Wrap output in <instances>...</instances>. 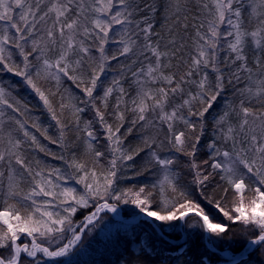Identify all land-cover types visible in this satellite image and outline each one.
I'll return each instance as SVG.
<instances>
[{
    "label": "snow or ice",
    "instance_id": "6c2138e0",
    "mask_svg": "<svg viewBox=\"0 0 264 264\" xmlns=\"http://www.w3.org/2000/svg\"><path fill=\"white\" fill-rule=\"evenodd\" d=\"M0 74L39 97L60 135L30 127L70 153L54 157L64 171L29 161L28 149L53 154L18 118L27 104L0 86V264H74L121 205L152 232L118 264H208L193 236L264 259V0H0ZM65 81L84 98L73 102ZM134 131L139 143L126 144ZM137 157L136 175L155 171L156 182L119 187ZM80 209L94 210L75 223ZM180 233L183 244H169ZM236 255L221 264H251Z\"/></svg>",
    "mask_w": 264,
    "mask_h": 264
},
{
    "label": "trees",
    "instance_id": "16d2710c",
    "mask_svg": "<svg viewBox=\"0 0 264 264\" xmlns=\"http://www.w3.org/2000/svg\"><path fill=\"white\" fill-rule=\"evenodd\" d=\"M160 3L163 4L164 0H160ZM162 22V18L158 20V23ZM115 61L113 64L115 65ZM111 74L109 75V79ZM0 86L5 87L10 93L9 97L10 101L14 97L17 100L22 101L27 104L28 110L25 112V117H18L21 119L27 118L29 121V131L33 132L37 135V138L40 140L41 144L44 145L53 155H45L44 153L39 152L37 149H28L25 152L29 161L39 159L42 161L44 166L49 168L56 167L60 168L61 171L66 169V165L63 161L55 159V156L64 155L66 158L70 155V153L61 147L60 143L52 144L51 141L47 140L35 129L31 128L30 125L32 122H36L42 129H47V134L51 136L53 139H57L60 135V131L56 125V122L51 119V115L48 113L47 109L43 105V102L39 99V97L26 85H24L21 81V78L16 77L12 74H0ZM65 88H69L73 95V102H76V98L83 99L84 95L80 89H77L75 85H73L70 81H65ZM99 91V90H98ZM10 115H17L11 112L10 109L7 110ZM92 112L87 111L83 120L92 119ZM111 122V121H110ZM99 131H103L99 128V125L96 126ZM127 127V125H125ZM70 139H74L76 133L71 132L67 133ZM83 136V133H80ZM126 144H130L132 146H136L139 143V134L135 131L132 135L128 136V139L125 141ZM203 143V141H202ZM101 144H103V140L101 139ZM77 156H81L85 159L88 157L84 156L83 146L80 145L75 147ZM144 154L142 153L141 156ZM199 158L201 160L207 159V150L204 149L199 153ZM186 158H181V162L184 163ZM106 166V161H102ZM130 164L132 162H129ZM144 161L141 157L136 158V163L131 167L125 170L124 178L120 181L119 187L121 188H139L144 184L151 185L157 180V173L155 171H147L143 176L136 175V172L141 169ZM218 177L216 180L218 181ZM191 180V176L185 173L183 183L187 185ZM66 187H76L78 190L82 189L81 185H77L74 181H68L65 184ZM215 187V182L209 186L208 191L211 193L212 189ZM189 191H192L191 188ZM193 198L200 200V202L206 207V211H209L211 214L215 215L217 219L222 220L223 217L213 208L212 205L207 204V201L203 200L198 192H192ZM123 207L122 217L123 220L128 221L133 215L138 212L137 209L133 205H121ZM52 210H58L53 208ZM94 209H80L76 216L73 218L75 223H79L84 220V217L88 215ZM103 222L96 228L92 233L87 234V237L84 241V247L82 250L77 251L74 250L73 254L69 259H72L74 264H118L119 258L121 254H127L128 250H131L133 253L139 254V249L141 246L147 244L146 239H140V237L148 236L151 234L152 229L148 227H136L137 224L143 219H141L138 223H129L126 221L115 220L113 216L104 214ZM151 223V222H149ZM183 233H180V239H173L172 237H167L169 244H183L179 243L182 239ZM175 235V234H174ZM139 239V244L137 240ZM152 240H156L155 236L151 237ZM192 241L197 242L199 246V254L206 259L208 264H221V253L220 249H226L233 257L239 258L236 254L242 252L244 248L243 243H232L229 244L227 242L219 245V247L212 245L207 242L206 239L201 243L197 237L193 236ZM239 241V237L235 238ZM157 247H163L156 240ZM209 245V247H208ZM225 252V251H223ZM167 256H179V252H165ZM243 261H250L251 264H264V259L261 258V254L257 252H253L251 256L248 254ZM183 264V261H181Z\"/></svg>",
    "mask_w": 264,
    "mask_h": 264
},
{
    "label": "rangeland",
    "instance_id": "374dc122",
    "mask_svg": "<svg viewBox=\"0 0 264 264\" xmlns=\"http://www.w3.org/2000/svg\"><path fill=\"white\" fill-rule=\"evenodd\" d=\"M122 213H123V207H120V209H119V211H118L117 214H113V213H108V214L111 215V216H113V218H115V220L126 221V220H123ZM102 215H104V214H102ZM141 219H143L142 216H139L137 214L136 215L134 214L133 217H131L126 222H129V223L133 224V223H138ZM182 236H183V239L179 243H183L184 242V239L187 238V236L184 233L182 234ZM207 242H208V240H207ZM208 247H209V245H208ZM248 252L249 251H246V253H248ZM225 253H227V254H225ZM246 253L244 252V254H246ZM221 256L225 257L226 259H231L233 257L228 251L222 252L221 253Z\"/></svg>",
    "mask_w": 264,
    "mask_h": 264
},
{
    "label": "water",
    "instance_id": "95a60500",
    "mask_svg": "<svg viewBox=\"0 0 264 264\" xmlns=\"http://www.w3.org/2000/svg\"><path fill=\"white\" fill-rule=\"evenodd\" d=\"M206 243H207V239H206ZM225 254H227V253H225ZM248 254H249V252L242 255V259L246 258L248 256ZM236 259H238V260L241 259V256L239 258H236Z\"/></svg>",
    "mask_w": 264,
    "mask_h": 264
}]
</instances>
